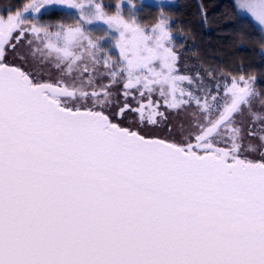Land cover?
Masks as SVG:
<instances>
[{
    "label": "snow or ice",
    "instance_id": "snow-or-ice-1",
    "mask_svg": "<svg viewBox=\"0 0 264 264\" xmlns=\"http://www.w3.org/2000/svg\"><path fill=\"white\" fill-rule=\"evenodd\" d=\"M139 7L0 9V264H264V88ZM232 11L264 51V0Z\"/></svg>",
    "mask_w": 264,
    "mask_h": 264
},
{
    "label": "trees",
    "instance_id": "trees-1",
    "mask_svg": "<svg viewBox=\"0 0 264 264\" xmlns=\"http://www.w3.org/2000/svg\"><path fill=\"white\" fill-rule=\"evenodd\" d=\"M27 0H0V9L12 4L20 6ZM113 3H116L113 1ZM233 0H175L165 7L173 17V32L178 49L183 54H255V66L264 67V51L260 50L259 30L249 29V18L234 17ZM201 6L207 12L203 22ZM150 20L158 7H148ZM179 29H183L182 32ZM244 30L248 40L238 43L236 34ZM183 45V47H180Z\"/></svg>",
    "mask_w": 264,
    "mask_h": 264
},
{
    "label": "flooded vegetation",
    "instance_id": "flooded-vegetation-1",
    "mask_svg": "<svg viewBox=\"0 0 264 264\" xmlns=\"http://www.w3.org/2000/svg\"><path fill=\"white\" fill-rule=\"evenodd\" d=\"M113 0H101L102 4L108 10H114L113 6L119 2L112 3ZM170 2H163L159 4L170 5ZM140 7L138 8L137 14L142 23H151L152 20L143 18L140 16L139 11H142L143 6H157V4L149 3L148 1L139 0L137 3ZM125 10V14L128 11V3L122 5ZM63 15V12L58 11L56 17ZM48 18V17H44ZM95 35H102V31L99 29L103 28V24L92 26ZM175 36V34H174ZM105 46H107L105 44ZM243 64L244 71L246 73H254L258 77L257 88H264V67L255 66V54H181L180 65L182 69H187L191 72L200 71L204 74L205 68H227L236 69L239 64ZM251 123V121L246 120V124Z\"/></svg>",
    "mask_w": 264,
    "mask_h": 264
},
{
    "label": "rangeland",
    "instance_id": "rangeland-1",
    "mask_svg": "<svg viewBox=\"0 0 264 264\" xmlns=\"http://www.w3.org/2000/svg\"><path fill=\"white\" fill-rule=\"evenodd\" d=\"M113 1H115V2H119V3H121L122 5H124V4H126V3H128V0H113ZM113 1H112V3H113ZM142 1H148L149 3H152V4H157V5H159V3H163V2H165V3H167V2H170V0H142ZM175 0H172L171 1V4L174 2ZM134 2L135 3H139V0H134ZM170 4V5H171ZM170 5H165V7H169ZM148 7H152V6H143V7H141L142 8V11H139V14H140V16H142L143 18H147V19H149L150 18V13H149V10H148ZM153 7H155V6H153ZM157 7V6H156ZM247 17V16H246ZM150 20V19H149ZM176 35V34H175ZM180 51V50H179ZM180 54H183L182 52H180Z\"/></svg>",
    "mask_w": 264,
    "mask_h": 264
}]
</instances>
